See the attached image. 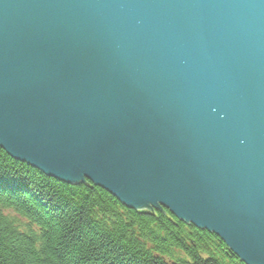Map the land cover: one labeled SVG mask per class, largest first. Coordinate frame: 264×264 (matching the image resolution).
Here are the masks:
<instances>
[{
    "label": "water",
    "instance_id": "water-1",
    "mask_svg": "<svg viewBox=\"0 0 264 264\" xmlns=\"http://www.w3.org/2000/svg\"><path fill=\"white\" fill-rule=\"evenodd\" d=\"M0 150L264 264V0H0Z\"/></svg>",
    "mask_w": 264,
    "mask_h": 264
},
{
    "label": "trees",
    "instance_id": "trees-1",
    "mask_svg": "<svg viewBox=\"0 0 264 264\" xmlns=\"http://www.w3.org/2000/svg\"><path fill=\"white\" fill-rule=\"evenodd\" d=\"M0 264H243L163 208L136 211L90 182L48 178L0 150Z\"/></svg>",
    "mask_w": 264,
    "mask_h": 264
}]
</instances>
